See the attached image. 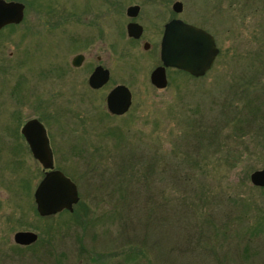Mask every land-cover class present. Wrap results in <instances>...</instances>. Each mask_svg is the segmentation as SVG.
Masks as SVG:
<instances>
[{"label":"rangeland","instance_id":"374dc122","mask_svg":"<svg viewBox=\"0 0 264 264\" xmlns=\"http://www.w3.org/2000/svg\"><path fill=\"white\" fill-rule=\"evenodd\" d=\"M179 1L218 54L200 78L167 69L163 89L154 52L110 48L104 0H39L0 33V264H264V187L249 182L264 168V0ZM98 63L110 79L91 90ZM118 84L131 103L116 117ZM30 118L77 188L71 212L36 214L42 167L17 138ZM17 231L37 239L18 247Z\"/></svg>","mask_w":264,"mask_h":264},{"label":"water","instance_id":"95a60500","mask_svg":"<svg viewBox=\"0 0 264 264\" xmlns=\"http://www.w3.org/2000/svg\"><path fill=\"white\" fill-rule=\"evenodd\" d=\"M22 8L19 3L0 0V28L21 22ZM172 9L178 13L180 4L174 3ZM127 32L131 36L129 28ZM217 54L218 49L210 34L180 20L170 21L164 26L160 41V65L150 72L149 83L155 89L165 88V68L184 72L192 78H200L210 70ZM107 80L108 72L96 67L88 76L87 85L96 90ZM130 103V92L123 85L113 87L105 96V108L110 115L124 114ZM21 135L28 144L32 157L43 170H47L32 194L36 214L39 217H48L62 211L71 212L78 202L77 188L62 172L53 170L51 154L41 124L34 119L27 121L21 128ZM249 182L254 187L263 188L264 168L251 172ZM36 239V234L30 231H17L12 236L13 243L18 246H29Z\"/></svg>","mask_w":264,"mask_h":264},{"label":"flooded vegetation","instance_id":"af4514ba","mask_svg":"<svg viewBox=\"0 0 264 264\" xmlns=\"http://www.w3.org/2000/svg\"><path fill=\"white\" fill-rule=\"evenodd\" d=\"M4 1H6V0H4ZM6 2H16V3H19L22 5V7H23L22 8V20L24 17L26 6L28 4H33L34 9H38V7H39V0H7ZM104 2H105V6H106L105 11L108 14L107 16L110 18L109 23L106 26H109L111 29H113V31L110 30L112 32L109 34L110 43H111L110 48L111 49H113L114 44L117 45L119 39H121V41H125V43L127 42L131 45L140 46L144 52H149V51L154 52V57L157 58V60L159 61L160 41H161V37L163 34L164 26L167 23H169L170 21H173V20H180L185 24H189V25H192L194 27H197V26H195L189 22H186L185 20H183L179 17V15L182 13V10H183V4L179 0H121V1L120 0H104ZM174 3L180 4V11L178 13L174 12L172 9V5H174ZM147 12L149 13L148 15L145 14ZM22 20H21V22H22ZM19 23L18 24H8V25L1 27L0 33L2 31H4L5 29L10 30V29L17 27L19 25ZM118 27H120L119 30H118ZM128 28L131 31L130 32L131 36L128 35V32H127ZM197 28H200V27H197ZM200 29H202V28H200ZM202 30H204V29H202ZM204 31L209 34V32H207L206 30H204ZM112 33H113V35H112ZM114 35H115L116 41L113 40ZM101 37H102V34H99L98 38H101ZM213 40H214V38H213ZM76 57H79V59H77ZM83 60H84V54L82 52H78L70 58L69 65L72 68L78 69L82 66ZM96 60L98 62H101V61H99L100 58L98 56L96 57ZM159 65H160V61H159ZM159 65H155L151 69V71ZM96 67H101L102 69L106 70L108 72V79H110V69L101 66L100 63H98L97 65H95L91 69V72L89 73V75L92 73V71ZM167 69H172V68H165V77H166V70ZM174 71H177V70H174ZM21 78L22 77L20 76V78L18 79V81L16 83V86H17L18 82L21 80ZM87 79H88V77H87ZM86 82H87V80H86ZM107 82H108V80L106 81V83ZM104 85H102V86H104ZM118 85H120V84H118ZM115 86H117V85H114L113 87H115ZM91 90H95V89H91ZM10 96H14V98H15V89L13 90V93L10 94ZM15 101H17V100H15ZM17 103H21V102L17 101ZM122 115H119V116H122ZM112 116H114V115H112ZM116 117H118V116H116ZM32 119L36 120L38 123L41 124L43 131H44L45 138H46L47 146H48V149H49L50 154H51V159H52L53 158L52 152H51L50 145H49L50 142H49V138L46 134V130H45L44 126L42 125V123L39 122L36 118H30V119L24 121L20 125L19 130L17 131V138L22 140L25 143L26 148L32 157L29 146L25 142L24 137L21 135V128L23 127V125L27 121L32 120ZM34 160L37 162L36 159H34ZM52 165H53V159H52ZM53 170H56L54 168V166H53ZM45 171H47V170L41 169L42 176H43ZM20 247H26V246H20Z\"/></svg>","mask_w":264,"mask_h":264},{"label":"trees","instance_id":"16d2710c","mask_svg":"<svg viewBox=\"0 0 264 264\" xmlns=\"http://www.w3.org/2000/svg\"><path fill=\"white\" fill-rule=\"evenodd\" d=\"M63 212H66V211H63ZM62 213V212H61ZM17 246V245H16ZM29 246H31V245H29ZM29 246H26V247H22V248H29ZM19 247V246H18ZM31 248V247H30Z\"/></svg>","mask_w":264,"mask_h":264}]
</instances>
